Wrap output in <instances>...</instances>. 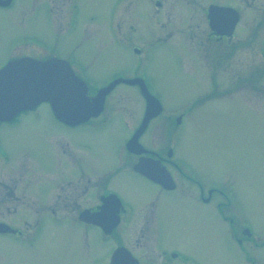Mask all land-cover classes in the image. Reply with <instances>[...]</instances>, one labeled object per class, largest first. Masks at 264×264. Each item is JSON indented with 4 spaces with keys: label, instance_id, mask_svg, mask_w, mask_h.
<instances>
[{
    "label": "rangeland",
    "instance_id": "1",
    "mask_svg": "<svg viewBox=\"0 0 264 264\" xmlns=\"http://www.w3.org/2000/svg\"><path fill=\"white\" fill-rule=\"evenodd\" d=\"M18 1L20 7L11 14L1 13L0 42L9 47L12 38L16 37L21 43L23 35L41 37L45 42L51 40L54 30L50 15L44 10L41 16H35L38 5L47 7L46 0ZM70 1L81 7L78 28L71 37L61 36L58 44L49 43L46 47L56 53H73L99 86H103L114 71L131 75L136 69L150 78L164 111L151 125L153 138L144 139L147 147H166L172 136L173 123L170 126L169 119L185 112L193 100H202L206 87L213 99L220 96L214 89L210 91L209 77L188 47L193 35L187 31L202 34L207 30L206 0H128L131 2L127 5L122 0ZM156 1L162 2V8L156 10ZM220 1L236 5L245 16L241 28H250L253 13L243 0ZM149 11L154 22L162 19L161 28L143 15ZM7 17L10 20H6ZM200 37L195 33L193 38L199 41ZM150 45H153L152 51L147 55H138L132 50L135 47L148 49ZM262 84H258L261 91L257 92L255 106H251L257 111L258 119L233 103H219L205 109L199 105L180 136L177 148V155L189 164L195 176L210 187L220 186L233 197L232 206L225 208V216L233 218V225L223 220L217 200L204 204L198 192L159 194L132 172L118 168L126 159L124 144L130 135L127 123L131 128L138 126L142 116L143 106L138 100L141 94L133 86L120 84L111 94L108 111L126 110V115L123 117L121 112L122 116H112L113 122L106 127L65 128L54 120L48 105L42 104L36 113L23 116L19 125L1 127L0 141L9 156L8 166L19 172L33 168L36 175L43 177L41 184L45 190L60 181L43 174L52 169L57 173L60 158L75 162L82 172L93 173L99 188L118 189L132 204L136 221L153 220L151 208L145 206L157 201L156 218L162 224L157 243L161 246L177 248L201 264H264V139L257 126L263 124L264 127ZM121 97H124L123 102ZM189 119L185 115L186 122ZM250 130L255 132L250 133ZM84 164L90 168H85ZM244 221L252 227L255 238L238 244L233 229ZM79 230L84 231L70 220L61 226H51L30 249L11 236H0V264H82L85 242L79 238ZM88 245L92 249L90 260L104 255L106 245L94 237Z\"/></svg>",
    "mask_w": 264,
    "mask_h": 264
},
{
    "label": "flooded vegetation",
    "instance_id": "2",
    "mask_svg": "<svg viewBox=\"0 0 264 264\" xmlns=\"http://www.w3.org/2000/svg\"><path fill=\"white\" fill-rule=\"evenodd\" d=\"M123 1L124 5L131 2ZM258 1L261 0L242 1L253 13V24L250 25V28L242 29L241 25L245 16L236 5L220 0H206L204 17L207 30L206 32L203 31L202 34L187 31L189 34L192 33L193 37L195 33L201 35L199 41L192 37L193 40L188 47L191 53L197 57V63L204 74L208 75L210 91L212 92L214 89V92L220 96L213 99L206 87L204 89L205 97L202 100H193L185 112L172 116L169 119V125L171 126L173 123L172 136L166 147L150 148L144 144L146 137L153 138L150 135L151 125L156 119L163 116L164 111L161 97L154 92L150 78H146L144 74H139L136 69L131 75L114 71L104 81V85L99 86L90 75L87 67L80 65L81 62L73 53H56L46 47V44L49 43L58 44L61 36L68 34L71 37V34L78 28L79 19L77 16L81 15V7L73 1L46 0L44 3L46 8L38 5V13L35 16H41V11L44 10L50 15L54 30L50 42H45L43 38L34 35H23L21 43H18L17 38L14 37L12 42H8L9 47L4 42H0V51L4 50L3 54H0V69L13 60L26 57L36 60L62 59L67 61L74 73L89 85L88 97L90 102L99 89L115 79L143 78L150 93L160 101L162 111L148 120L146 128L137 138V143L141 146L138 147L139 152L131 150L129 147L130 139L144 119L146 102L141 95V98L138 99L143 106L141 121L138 126L133 128L129 122L127 123V130L130 135L124 144L126 159L119 163L118 168L132 172L137 179L150 185L159 194L198 192L201 195L200 200L204 204L211 200H217L223 220L233 225V218L225 216V208L227 205L232 206L233 197L228 196L220 186L210 187V185H206L205 181L195 176L189 164L177 155V148L180 143V136L184 133L187 124L192 121L195 108L199 105L205 109L213 108L219 103H233L235 107L237 105L238 108L253 114L258 119L257 111L251 108L252 105L255 106L256 104L257 92L261 91L258 84L263 83L262 89L264 90V16H260L264 14V0L262 3H258ZM213 6L233 8L238 14L231 16L225 10L223 12L225 16L221 14L217 16L215 12L211 15ZM19 7L18 0H0V32L1 13L11 14L10 12ZM155 8L156 10L162 8V2L156 1ZM143 15L150 17L151 22L157 25L158 29L164 24H162V19L154 22L150 11L143 13ZM6 20H10V18L7 17ZM3 39H5L4 35ZM152 47L153 45H150L147 50V47H138L136 52L138 55H147L152 51ZM120 84L124 83H117L106 96L103 109L97 116H90L77 124L59 119L47 105L54 120L65 128L75 130L81 126H91L94 129L106 127L113 122L112 116H122L121 112L123 117L126 115V110L115 109L116 112H114V110L108 111L107 109L108 99ZM133 87L140 92L138 85ZM260 96L264 97V93H261ZM121 101H124V97H121ZM40 106L18 115L10 122H0V128L19 125L23 116L36 113ZM185 115L188 116V119L190 118L187 122ZM124 119L127 120V118ZM256 123L258 124L257 120ZM257 126L262 133L264 131L263 124ZM251 132L255 131L250 130ZM261 133L260 135L264 139V134ZM251 136L256 137L252 134ZM61 140L65 141L66 139L61 138ZM63 149L66 153L65 148ZM64 152L62 154H65ZM8 161V153L3 149L0 141V236H11L13 240L30 249L39 243L45 229L51 226H61L70 220L76 223L78 229H84L83 232L80 230L77 232L79 238L85 242L82 264H144L145 262L150 264H201L190 254L157 243L162 226L156 218V212L158 213L157 201H151L145 206L151 208L153 220L136 221L132 204L119 194L118 189L108 186L99 188L97 186L98 179L94 177L93 173L82 172L77 169L78 166L73 161L58 158L57 173L55 169L43 172L48 179L60 180L46 190L41 184L43 177L36 175L33 168L19 172L16 168L8 166ZM84 166L90 168L88 164H84ZM133 219L136 222H133ZM247 223L244 221L239 226L235 225L236 228L233 229L238 244L246 241L251 242L255 238L251 231L247 230L249 228L246 226ZM93 237L106 247L102 257L90 260L92 249L88 242ZM75 251L77 252L78 249ZM78 264L80 263L78 262Z\"/></svg>",
    "mask_w": 264,
    "mask_h": 264
},
{
    "label": "water",
    "instance_id": "3",
    "mask_svg": "<svg viewBox=\"0 0 264 264\" xmlns=\"http://www.w3.org/2000/svg\"><path fill=\"white\" fill-rule=\"evenodd\" d=\"M219 14L225 16L218 10L217 16ZM125 82L138 83L147 100L144 121L129 143L131 150L138 153L140 145L137 138L146 128L148 120L159 113V109L139 81ZM112 85L101 89L90 104L86 96L87 86L73 74L66 62L57 59L39 62L30 58L12 61L0 70V120H7L41 102H48L61 120L79 123L99 113Z\"/></svg>",
    "mask_w": 264,
    "mask_h": 264
}]
</instances>
